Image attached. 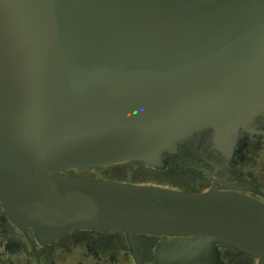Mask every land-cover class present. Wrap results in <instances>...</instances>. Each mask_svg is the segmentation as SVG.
I'll return each instance as SVG.
<instances>
[{
  "label": "water",
  "instance_id": "water-1",
  "mask_svg": "<svg viewBox=\"0 0 264 264\" xmlns=\"http://www.w3.org/2000/svg\"><path fill=\"white\" fill-rule=\"evenodd\" d=\"M264 110V0H0V199L49 240L74 228L190 235L167 264H264V204L79 176L163 168L195 131L226 142Z\"/></svg>",
  "mask_w": 264,
  "mask_h": 264
},
{
  "label": "flooded vegetation",
  "instance_id": "flooded-vegetation-1",
  "mask_svg": "<svg viewBox=\"0 0 264 264\" xmlns=\"http://www.w3.org/2000/svg\"><path fill=\"white\" fill-rule=\"evenodd\" d=\"M213 130L195 131L166 152L163 168L133 161L152 172L144 181H125L176 189L188 193L212 187L247 195L264 204V110L250 125L239 127L226 142L213 139ZM81 169V168H76ZM75 169L68 170L71 172ZM72 173V172H71ZM76 175L86 176L84 173ZM102 178L113 179L110 174ZM190 235L91 230L74 228L49 240L31 227L17 224L0 199V264H167L168 246ZM223 264H256L257 259L217 244Z\"/></svg>",
  "mask_w": 264,
  "mask_h": 264
},
{
  "label": "rangeland",
  "instance_id": "rangeland-1",
  "mask_svg": "<svg viewBox=\"0 0 264 264\" xmlns=\"http://www.w3.org/2000/svg\"><path fill=\"white\" fill-rule=\"evenodd\" d=\"M73 174L84 173L86 177H104L110 174L114 180H124L130 177L134 180L144 181L153 176L152 172L144 168L142 165L131 160L121 161L96 168H81L71 171Z\"/></svg>",
  "mask_w": 264,
  "mask_h": 264
}]
</instances>
